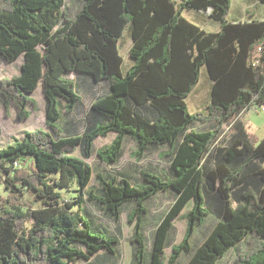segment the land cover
<instances>
[{"label":"trees","instance_id":"1","mask_svg":"<svg viewBox=\"0 0 264 264\" xmlns=\"http://www.w3.org/2000/svg\"><path fill=\"white\" fill-rule=\"evenodd\" d=\"M182 7L211 9L220 30H205ZM230 9L231 0H0V58L24 56L21 72L0 80V94L26 119L43 81L46 114L45 127L0 148V186L9 192L0 195V264H74L100 250L118 255L119 236L94 223L88 199L116 221L133 204L131 264H146V202L160 191L175 198L156 226L148 264H176L184 251L185 264H220L246 239L234 264H264V136L241 120L229 138L221 136L230 119L264 105V19L231 21ZM128 25L126 69L119 40ZM203 66L210 102L191 113L186 98ZM70 72L109 89L91 103L80 134L60 124L81 101ZM198 121L209 126L194 128ZM110 132L115 138L98 150L103 161L118 162L126 138L135 140L137 158L168 146L171 176L153 167L141 168L136 183L99 174L100 193H89L94 171L85 158ZM78 147L81 157L72 154ZM72 188L77 197L65 198L61 189ZM191 201L185 235L172 245L174 221ZM211 213L215 225L193 247L196 225Z\"/></svg>","mask_w":264,"mask_h":264},{"label":"rangeland","instance_id":"2","mask_svg":"<svg viewBox=\"0 0 264 264\" xmlns=\"http://www.w3.org/2000/svg\"><path fill=\"white\" fill-rule=\"evenodd\" d=\"M240 1V0H238ZM199 16V15H197ZM204 20V19H202ZM217 24L219 23L216 20ZM206 24V25H205ZM208 29H217L218 25H212L208 19L202 23ZM127 38V33L121 39V53L124 56L125 67L127 62L130 60L129 50L126 48V44L122 40ZM130 40L131 38L128 37ZM24 56L19 57L13 62H8L4 58H0V80L4 77H12L21 72V65L23 63ZM67 77L74 79L77 84L78 92L81 95V101L71 112L64 111V115L60 118V124L64 127V131L68 134H80L83 131L85 125V118L91 106V103L96 99L97 96L107 92L108 85L105 81H101L92 85L91 89H88V85L81 82V75L77 72H70L66 74ZM210 88L211 80L206 72L205 66L202 67V72L200 75V80L192 90V92L187 96L186 100L188 103V108L191 113L205 112L208 109V104L210 102ZM35 103H29L28 109L30 110V116L26 119H20L18 117V108L13 101H9L6 104L3 97L0 94V148L14 142L15 140L22 139L24 134L28 130L36 129L39 127L46 126V114H45V95H44V84L40 81L38 87L34 92L31 93ZM60 109L61 106L59 105ZM259 108V107H258ZM261 110V109H260ZM257 111L251 108L248 113L256 121V123L261 127L258 130L252 131L258 137H262L264 133V112ZM245 118L244 120H246ZM241 120V115L235 116V118L230 119L223 126V132L221 134L222 138H229L232 134V126L236 121ZM209 126L208 123L196 122L193 124L194 128L200 129ZM116 136L115 132H110L107 136H100L94 142V153L85 158L94 171L92 180L89 185V193L93 191L99 194L102 188L99 180V174L107 176L109 174H114L118 179L131 178V180L136 183L140 182L141 173L139 170L141 168H156L161 173L166 176H171V158L170 155H164L168 152V146H162L160 148H154L148 151L146 154L135 157L134 152L136 149V144L133 139L126 138L124 153L120 160L114 164H108L101 159L98 154V150L103 146L109 144ZM73 155L80 156L81 152L79 147L72 152ZM129 178V179H130ZM62 194L67 199H75L78 195L76 188L70 190L61 189ZM9 192L0 186V195L7 196ZM88 193V194H89ZM174 194L172 191H160L154 195L150 200L146 202L149 209L148 214H146L143 219V231L144 237L147 242V249L150 248V244L153 242L154 231L158 224L157 220L159 216L163 215L171 203L174 201ZM86 207L92 214V219L97 225L106 227L109 232L114 233L120 238L119 245V255L113 260H110L107 264H131L133 258V249L131 243V237L134 232V224L128 222V214L132 209L133 204L127 203L123 206V211L121 213L119 220H114L103 210L89 200L86 202ZM193 206L192 201L187 204L184 208L182 214L174 221V229L170 237V244L174 245L179 243L186 232L187 229V218L185 213H187ZM159 221V220H158ZM217 221L214 214H208L205 220L201 224H197L195 227L194 234L191 238V245L196 247L199 245L213 228ZM247 248V239L240 242L237 247L230 249L226 255L220 260V264H234L239 252ZM168 256L170 255L172 248L167 249ZM189 258V255L184 251L176 264H185ZM148 262V256L146 258ZM74 264H88L87 260L84 258L78 259Z\"/></svg>","mask_w":264,"mask_h":264},{"label":"crops","instance_id":"3","mask_svg":"<svg viewBox=\"0 0 264 264\" xmlns=\"http://www.w3.org/2000/svg\"><path fill=\"white\" fill-rule=\"evenodd\" d=\"M178 1L181 2L182 0H178ZM182 14L184 16H186L188 19H190L191 21L200 25L202 28H204L207 31H218L221 28V23L219 22L217 24L216 19L211 16V9L202 10V9L182 7ZM197 15H199V16H197ZM250 16H254V18H257V19H264V3L261 2L260 0H240V1L231 0V9H230V12L228 15V18L231 21L245 20V19H248ZM202 19H204V20H202ZM206 19H208V21H210V23L212 25H214V26L218 25V28L217 29H208L207 27L202 25V23L205 22ZM125 33H127V38H125L122 41L124 44H126V48L129 50L128 52H130V48L132 45V38H131V29H130L129 25L126 26L124 34ZM124 34L119 40V49H121L120 43H121V39L124 37ZM128 37H130L131 39L129 40ZM120 52H121V50H120ZM127 63L128 64L126 67L124 65V68H126V69H128L132 64L131 58ZM81 77H82L81 82L87 84L88 89H91L92 85L96 84L88 76L81 75ZM249 110H250V108L245 109L241 113V121L244 123V126L246 127V129L248 131H255V130L260 129L261 127L256 123L255 120H253V118L248 113ZM259 110L260 109H258V111ZM260 111H262V110H260ZM245 118H247V119L244 120ZM261 136H264V133ZM133 141L136 144L135 140H133ZM170 158H171V156H170ZM148 211H149V209H148ZM147 214H148V212H147ZM162 216L163 215L159 216L160 218L156 219L157 222L160 221ZM152 243L149 246L150 248H148V262H146V264H148L150 262L149 253L151 252V249H152ZM132 249H133V246H132ZM118 255H109V254L105 253L103 250H100L96 255H93L90 259H86V260H87L88 264H107L110 260H113L116 257H118Z\"/></svg>","mask_w":264,"mask_h":264},{"label":"built area","instance_id":"4","mask_svg":"<svg viewBox=\"0 0 264 264\" xmlns=\"http://www.w3.org/2000/svg\"><path fill=\"white\" fill-rule=\"evenodd\" d=\"M261 49H262V47L260 46V47L258 48V50H261ZM261 110L264 111V105L261 107Z\"/></svg>","mask_w":264,"mask_h":264}]
</instances>
